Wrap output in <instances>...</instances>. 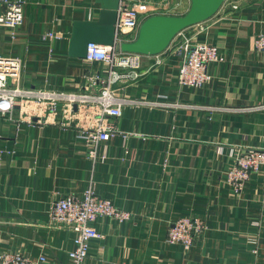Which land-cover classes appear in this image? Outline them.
<instances>
[{
    "label": "crops",
    "instance_id": "0c3cea01",
    "mask_svg": "<svg viewBox=\"0 0 264 264\" xmlns=\"http://www.w3.org/2000/svg\"><path fill=\"white\" fill-rule=\"evenodd\" d=\"M22 1V24L0 28V55L22 60L21 85L98 90L95 76L106 65L66 50L72 22L97 18L99 4ZM151 2L178 3L169 14L189 5ZM260 34L264 0H227L211 18L183 30L191 43L208 42L223 56L209 64L211 78L200 87L178 83L183 54L174 43L181 35L160 54L146 55L137 79L115 84L117 93L140 102L113 118L116 130L94 160L76 132L61 126L59 114L43 124L20 120L18 109L12 119L0 116V253L74 264L68 254L75 233L49 223L50 206L92 188L129 216H99L93 225L102 236L90 241L81 264H264V164L242 190L226 180L230 147L264 146V53L254 45ZM182 215L205 220L189 247L167 240Z\"/></svg>",
    "mask_w": 264,
    "mask_h": 264
},
{
    "label": "built area",
    "instance_id": "2783aa9c",
    "mask_svg": "<svg viewBox=\"0 0 264 264\" xmlns=\"http://www.w3.org/2000/svg\"><path fill=\"white\" fill-rule=\"evenodd\" d=\"M167 5L160 8L151 0L119 3L113 44L90 42L84 57L87 62L106 65V72L95 76V83L100 84L98 90L67 91L23 87L21 58L0 55V116L12 119L14 110L18 109L20 120L43 124L59 114L61 126L76 132L86 144L88 156L94 160L98 146L106 142L116 130L113 118L121 115L124 105L140 102L117 93L115 84L137 79L141 75L140 69L146 55L122 52L117 46L136 36L139 24L145 17L166 13L167 9L176 8L178 3ZM23 19L22 0H0V28L15 29L22 24ZM48 35L52 36L50 32ZM180 35L183 41L174 43L176 51L183 54L178 68V83L200 87L211 78L209 64L223 60V56L215 45L208 42L193 44L184 37L183 31L177 36ZM254 45L257 51L264 53V34L258 35ZM203 108L208 111L215 109L209 106ZM229 155L232 157V164L227 170L226 180L235 191H239L244 188L251 172L264 164V146L230 147ZM50 210V224L68 228L75 233L74 248L68 254L74 264H81L87 256L90 241L102 236L93 225L99 216H111L119 220L129 216L127 211L115 206L111 199L98 195L92 188L84 190L80 197L67 194L54 199ZM204 229L205 220L202 217L182 215L169 226L167 240L189 247ZM42 260L43 257L33 260L28 255L17 252L0 253V264H41Z\"/></svg>",
    "mask_w": 264,
    "mask_h": 264
},
{
    "label": "water",
    "instance_id": "95a60500",
    "mask_svg": "<svg viewBox=\"0 0 264 264\" xmlns=\"http://www.w3.org/2000/svg\"><path fill=\"white\" fill-rule=\"evenodd\" d=\"M99 4L95 19H76L72 22L67 42V55L84 58L90 42L112 45L117 8L120 0H95ZM225 0H189L181 14L155 13L141 20L136 36L122 41L117 48L126 53L157 55L166 50L183 30L211 18Z\"/></svg>",
    "mask_w": 264,
    "mask_h": 264
}]
</instances>
